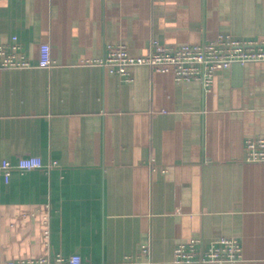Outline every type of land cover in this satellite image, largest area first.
I'll use <instances>...</instances> for the list:
<instances>
[{"label":"crops","instance_id":"obj_1","mask_svg":"<svg viewBox=\"0 0 264 264\" xmlns=\"http://www.w3.org/2000/svg\"><path fill=\"white\" fill-rule=\"evenodd\" d=\"M221 33L264 40V0H0V44L17 37L32 63L0 69V162H56L0 175V264H181L178 242L221 237L240 239L241 260L189 264H264V162L246 159L264 134V61L219 71L211 89L149 65L128 82L100 62L109 44L139 56L153 39Z\"/></svg>","mask_w":264,"mask_h":264},{"label":"built area","instance_id":"obj_2","mask_svg":"<svg viewBox=\"0 0 264 264\" xmlns=\"http://www.w3.org/2000/svg\"><path fill=\"white\" fill-rule=\"evenodd\" d=\"M248 61H264V40L238 39L230 34H219L212 40L196 44L164 45L153 39L150 50L145 55L130 54L125 44H109L101 64L111 73L118 74L125 81H132V67L149 65L157 71L172 72L177 80H199L206 89H211L216 74L229 69L233 64ZM54 63L51 45L43 43L40 46L39 64L50 67ZM32 63L24 52L23 46L13 37L10 45L0 44V69L4 67H27ZM248 161L264 162V134L246 139ZM56 165V162H44L37 155L22 156L17 162L4 159L0 162V175L10 181L12 170L22 172ZM45 245L50 247L51 215L49 206L43 215ZM144 251H148L146 245ZM243 257V247L236 237H221L205 242L203 238H191L177 243L174 251V261L181 264L192 262H237ZM3 264H83L80 254L68 257L57 253L38 258H20L5 261Z\"/></svg>","mask_w":264,"mask_h":264}]
</instances>
